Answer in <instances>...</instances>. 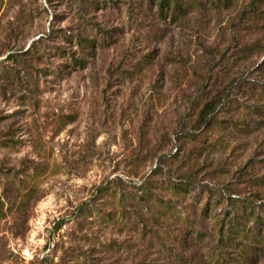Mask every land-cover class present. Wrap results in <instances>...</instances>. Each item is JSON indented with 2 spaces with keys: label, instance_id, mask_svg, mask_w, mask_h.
<instances>
[{
  "label": "rangeland",
  "instance_id": "rangeland-1",
  "mask_svg": "<svg viewBox=\"0 0 264 264\" xmlns=\"http://www.w3.org/2000/svg\"><path fill=\"white\" fill-rule=\"evenodd\" d=\"M0 264H264V0H0Z\"/></svg>",
  "mask_w": 264,
  "mask_h": 264
},
{
  "label": "trees",
  "instance_id": "trees-1",
  "mask_svg": "<svg viewBox=\"0 0 264 264\" xmlns=\"http://www.w3.org/2000/svg\"><path fill=\"white\" fill-rule=\"evenodd\" d=\"M53 33L54 32H52V34L51 35H53ZM50 34L48 35V34H44V35H42V36H40L38 39L41 41V40H43V38H45V37H47V36H51ZM73 34H69V38H73ZM87 41V39H84V42H86ZM89 41V40H88ZM93 43H95L94 41H92ZM59 56L61 57V58H64V57H68V59L70 60L71 59V55L69 54V55H66L64 52H62V51H60V54H59ZM68 68H70L71 69V67L68 65L67 66ZM77 67L78 68H84V64L82 63V62H79V63H77ZM212 106L210 105V104H208L207 106H206V109L208 108V109H210ZM205 113V110H203L201 113H200V116H201V119H203V114ZM206 117V116H205ZM204 117V118H205ZM159 172H161V169H158L157 171H154V174H158ZM147 192V191H146ZM148 193V192H147ZM161 204H163L162 202H161ZM161 207V206H160ZM142 220V219H141ZM143 222H145V220H142V225H143ZM153 225L154 226H157V223H156V219H154L153 220ZM144 226V225H143ZM183 244L184 245H187V241H189V240H187V239H183ZM191 241V240H190ZM182 242V241H181ZM170 246H169V251H170V254H172L174 251L173 250H175V248H177V246H180L181 245V243H176V244H173V243H171V244H169ZM181 258H183V257H181Z\"/></svg>",
  "mask_w": 264,
  "mask_h": 264
},
{
  "label": "built area",
  "instance_id": "built-area-1",
  "mask_svg": "<svg viewBox=\"0 0 264 264\" xmlns=\"http://www.w3.org/2000/svg\"><path fill=\"white\" fill-rule=\"evenodd\" d=\"M29 251H27V250H24L23 252H22V258H24V259H26V258H28L29 257Z\"/></svg>",
  "mask_w": 264,
  "mask_h": 264
}]
</instances>
